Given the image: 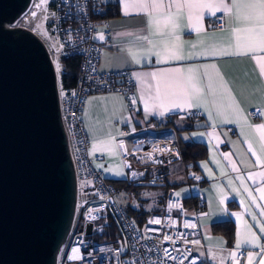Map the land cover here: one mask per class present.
Here are the masks:
<instances>
[{
	"label": "crops",
	"instance_id": "0c3cea01",
	"mask_svg": "<svg viewBox=\"0 0 264 264\" xmlns=\"http://www.w3.org/2000/svg\"><path fill=\"white\" fill-rule=\"evenodd\" d=\"M102 2L105 13L98 20L95 35L96 41L105 46L100 67L107 72L130 69L140 105L131 111L127 96L118 92L97 93L88 97L83 119L91 139L90 152L98 157L96 166L111 182L124 181L129 169L126 160L129 158L124 157L120 149L122 128L130 123L142 126L155 120L172 124L181 142L206 146L207 157L198 161L197 170H194L199 174L200 182L190 180L179 153L165 186L141 185L140 192L148 187L163 190L159 207H154L148 213L161 212L167 197L171 196L187 207L189 215H192L194 198L202 194L206 199V214L199 219L200 236L192 240L198 263L249 264L251 253L252 264H260L264 258L261 251L264 233L260 232V227L264 226V215L261 214L264 212V199L260 198L258 189L264 188V175H261L264 173V150L261 149L258 126L264 125V71L261 70L264 51H250L247 47L255 34L245 30L253 27V22L243 18L237 20L235 14L230 16L221 10L215 16L223 15L224 27L216 28L215 16L205 10L201 21L202 31L197 33L190 31L188 10L185 8L180 14V27L177 30L183 42L185 58L173 59L163 53L165 44L171 46L175 42L173 37L167 35L171 28L162 27L163 35L157 33L155 25L149 30L147 13L131 7L137 0ZM225 2L230 4L231 0ZM125 5L129 7L126 9ZM172 11H176L175 7ZM240 11L243 16L247 9ZM236 29L240 30L239 48ZM101 35L103 40L99 38ZM144 36H148L153 43L149 44L148 40L142 38ZM157 51L161 52L159 57L154 54ZM225 52L229 54L225 55ZM131 53L136 54L138 63ZM190 54L193 55L191 59L188 58ZM189 69H197L196 83L206 94L205 103L200 107H177V96L157 97L156 80L134 75L152 72H171L175 75L174 70L188 75ZM209 76L212 77L214 91L208 90ZM175 90L179 92L178 88ZM161 104L164 107H160ZM257 108L261 116L254 119L250 111ZM188 110L201 111L203 117L194 121L175 119L177 113ZM230 127L236 131L230 132ZM126 145L128 150L130 143L126 142ZM177 149L179 152L178 144ZM123 187L117 186L118 189ZM188 198H193L194 202L186 205ZM224 222L234 225L231 239L213 231L214 224ZM236 249L248 251L241 263L235 261Z\"/></svg>",
	"mask_w": 264,
	"mask_h": 264
},
{
	"label": "built area",
	"instance_id": "2783aa9c",
	"mask_svg": "<svg viewBox=\"0 0 264 264\" xmlns=\"http://www.w3.org/2000/svg\"><path fill=\"white\" fill-rule=\"evenodd\" d=\"M104 13L102 0H31L15 23L6 24L10 29L27 28L39 36L56 72L61 118L77 181L75 217L57 264H197L192 240L201 234L199 219L206 214L204 195L195 198L192 215L187 207L168 196L163 210L149 213L140 224L118 204L119 189L98 169V157L90 152L91 139L83 119L90 95L118 92L127 96L131 111L140 105L130 69L107 72L100 67L105 46L96 41L95 35ZM39 16H43L44 30L54 43L47 42L33 27ZM214 26L224 27L223 15L215 16ZM69 61L77 63L78 72L75 83L64 87L62 77L67 74ZM250 116L259 118L260 109L251 110ZM202 117L198 110L175 115V119L184 121ZM229 131L236 130L230 127ZM120 135L130 143L127 157L131 167L123 188L165 186L179 159L177 129L155 120L142 126L130 123ZM188 176L200 182L194 170ZM156 220L160 223H150ZM247 254L246 249H236V263H241Z\"/></svg>",
	"mask_w": 264,
	"mask_h": 264
},
{
	"label": "water",
	"instance_id": "95a60500",
	"mask_svg": "<svg viewBox=\"0 0 264 264\" xmlns=\"http://www.w3.org/2000/svg\"><path fill=\"white\" fill-rule=\"evenodd\" d=\"M30 2L0 0V264H57L77 204L54 65L39 36L6 26Z\"/></svg>",
	"mask_w": 264,
	"mask_h": 264
},
{
	"label": "snow or ice",
	"instance_id": "6c2138e0",
	"mask_svg": "<svg viewBox=\"0 0 264 264\" xmlns=\"http://www.w3.org/2000/svg\"><path fill=\"white\" fill-rule=\"evenodd\" d=\"M129 5H125L127 9ZM131 7L138 9L139 11L146 12L148 16V28L152 29L153 25L156 26L157 33L164 34L162 32L163 28H171V31L167 35L174 38V43L169 46L165 44L163 48V53L165 56L173 59H184V49L183 42L180 36L177 34V30L180 27L179 19L180 14L183 9L188 10L189 16V28L190 31H195L200 33L202 31L201 21L204 16V11L208 10L210 15L215 16L217 11L223 10L225 14L233 15L235 14L236 19L240 20L243 18L246 21L253 22V27L246 29L250 33L255 35L250 39L247 45L250 51H264V0H231V3H226L225 0H137V2ZM175 7L176 11L173 12L172 9ZM247 9V12L241 15V9ZM127 10L125 15H127ZM35 15V13H33ZM258 25V31H257ZM237 33V47L239 48V29L234 30ZM101 40L104 39L103 35L99 37ZM148 40V36L142 37ZM149 44L153 42L148 40ZM154 47V45H153ZM195 47V45H193ZM156 56H160L161 52L157 51L154 53ZM205 53H198L197 55H203ZM215 54V53H213ZM225 55L229 54L227 52ZM133 60L139 61L136 58L135 53H131ZM189 59L193 58V55L188 56ZM208 66H205L207 68ZM214 68L215 65H212ZM261 70L264 71V65L261 66ZM60 71L59 65H57V72ZM197 69H189L188 75H183L179 70H174L175 75L171 72H152V73H134L138 78L151 77L156 80L155 90L157 97L161 95L167 97L169 95L177 96L179 103L176 104L177 107L180 105L191 107H200L201 104L205 103V92L197 83V77L195 75ZM207 74V72L205 73ZM219 73H217V76ZM208 90L214 91L212 86V77L209 76ZM179 89L177 93L175 89ZM135 101H133L134 103ZM235 104V101H232ZM155 107V105H153ZM160 107H164L163 104ZM238 111V109H237ZM219 110L217 115H219ZM211 115V114H210ZM264 115V114H262ZM258 130L261 131V149L264 150V125H259ZM251 150V149H250ZM255 155V153H253ZM264 175V173H261ZM260 191L261 199H264V188L258 189ZM178 195V194H177ZM264 215V212L261 213ZM253 219H256L253 216ZM150 223H160V221H150ZM260 232L264 233V226L260 227ZM165 239H169L165 237ZM255 242V237L252 241ZM239 247V244L237 245ZM75 251V249L73 250ZM261 251L264 252V246H261ZM235 254H233L234 256ZM249 264H252V254L248 257ZM260 264H264V258L261 259Z\"/></svg>",
	"mask_w": 264,
	"mask_h": 264
},
{
	"label": "trees",
	"instance_id": "16d2710c",
	"mask_svg": "<svg viewBox=\"0 0 264 264\" xmlns=\"http://www.w3.org/2000/svg\"><path fill=\"white\" fill-rule=\"evenodd\" d=\"M78 72L77 63L74 61H69L67 63V74L63 75L62 83L64 87L73 85L75 83V79ZM178 147L180 158L186 165L188 172L191 170H197L198 161L207 157V148L203 144L195 143V142H181L178 138ZM117 186L125 185V182L114 183ZM135 190V192L140 193L142 189L141 186L131 187ZM195 199V198H194ZM193 198H188L185 200L186 205L193 203ZM127 212L130 216L137 219V221L141 224L149 215L148 212H143L140 209L129 208ZM213 231L216 233H223L228 239H231L233 236L234 225L232 222H224V223H216L213 225ZM199 264V263H197Z\"/></svg>",
	"mask_w": 264,
	"mask_h": 264
},
{
	"label": "rangeland",
	"instance_id": "374dc122",
	"mask_svg": "<svg viewBox=\"0 0 264 264\" xmlns=\"http://www.w3.org/2000/svg\"><path fill=\"white\" fill-rule=\"evenodd\" d=\"M33 27L36 28L39 35L44 37L47 42L54 43V39L44 30L45 23L43 16H39L33 23ZM162 191L161 188L148 187L138 193L133 188H119L116 199L123 209L133 207L148 212L153 210L154 207H159Z\"/></svg>",
	"mask_w": 264,
	"mask_h": 264
}]
</instances>
